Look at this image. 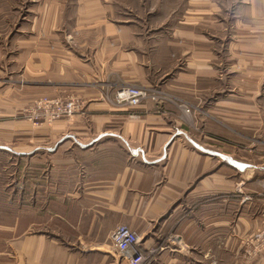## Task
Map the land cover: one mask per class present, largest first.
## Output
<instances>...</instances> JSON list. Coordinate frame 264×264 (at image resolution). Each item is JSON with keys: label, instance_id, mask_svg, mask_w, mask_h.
Returning <instances> with one entry per match:
<instances>
[{"label": "crops", "instance_id": "1", "mask_svg": "<svg viewBox=\"0 0 264 264\" xmlns=\"http://www.w3.org/2000/svg\"><path fill=\"white\" fill-rule=\"evenodd\" d=\"M183 1L178 18L118 11L125 0H37L19 28L3 24L0 81L29 84L0 90L4 114L44 97L83 103L69 120L5 126L20 137L5 150L37 163L21 202H0L6 264H129L111 242L121 225L139 234L146 264H243L238 243L255 233L264 240V157L224 149L221 127L201 115L182 120L169 104L131 109L106 100L121 82L161 83L220 121L264 131V0H240L249 10L232 12L229 32L219 0Z\"/></svg>", "mask_w": 264, "mask_h": 264}, {"label": "rangeland", "instance_id": "2", "mask_svg": "<svg viewBox=\"0 0 264 264\" xmlns=\"http://www.w3.org/2000/svg\"><path fill=\"white\" fill-rule=\"evenodd\" d=\"M33 1H35L33 3ZM126 6H128L127 9H124L125 5L124 3H119L118 11L128 12V10H132L133 12L140 13L142 10H160L163 14H170L173 12L174 16L178 15V18L183 14L182 10L186 3H184L183 0H145L144 3L141 2V0H125ZM163 1V2H162ZM219 3L221 6H223L222 11V18L221 21L224 23V25L227 26L223 31L229 32L231 29V21L232 16L235 10L244 12L245 10L248 11L249 9L247 7H240V0H219ZM140 5H143L144 7L141 8ZM37 6V0H0V30L5 31V26L3 24L11 22L12 26L16 29L19 28L27 18L29 19L32 14V11L35 10V7ZM121 7V8H120ZM259 11V10H258ZM136 14V13H135ZM177 18V19H178ZM143 21L145 18L143 17ZM165 20V19H164ZM163 21V19H159L158 22L160 23ZM222 50L219 51L220 57L219 61L222 63L220 69L222 71V86L221 90L223 94L229 93L227 90L231 89L230 81H229V66L225 67V65L229 64V51L226 47V42H222ZM238 72L242 71V68H237ZM11 80H8L9 83L6 84V80L0 81V90H4L5 87H10L13 90L21 91L25 87L29 86L28 82L21 76L10 78ZM234 83H231L232 89L234 87ZM237 85V84H236ZM252 85V84H250ZM123 86H137L140 88H152L151 91L152 96H155L158 100L157 104H169L174 106L176 109L180 111L181 119H184V116H193L195 114L201 115V117L207 119V120H214L217 122V124L221 127L222 131V147L224 149H233L237 150L239 153L240 158L246 157L247 154L252 155L253 160L255 162L261 163L262 158L264 157V131L262 130V126H254V128H249L245 124L239 123L238 125L231 124L229 121H225L226 119H223L222 121L214 118L212 114H209L207 111H204L199 104L195 105L191 103L190 101L180 97L177 94L176 90L172 89L169 86L162 85H147L142 86L138 84L133 83H125L121 82L120 85H116L115 88L112 90L113 93L118 91L120 87ZM237 86H241V83H238ZM264 90V89H263ZM259 94H264L262 92V89L260 88L259 84ZM211 93V92H210ZM214 93V92H213ZM212 93V94H213ZM198 94V93H196ZM3 94H0V145H3L0 149V202H4L7 195H9L10 199H14L15 202L19 201L21 202V195L22 190L27 192V187H32V183L29 185L27 184V181L25 179V175H27L28 170H37L36 166L37 163L34 161V164L28 163V161L22 159L17 156H13L11 153L7 152L5 150V145L9 144L11 146L12 144L20 143V137H13L11 134L8 135V131L6 132L5 126L6 124L13 122V121H27L31 122L35 127H38L42 125L43 123L52 124L55 122L50 121H31L28 117L30 115L28 113H24L25 110L34 108V103L38 100H35L34 102H30L26 105H22L19 107V110L17 113L13 115H6L4 114V107L5 104L2 103L4 99H2ZM4 98V97H3ZM44 98H51V97H44ZM51 99H60L63 101L67 100H76L75 98H62V97H54ZM258 103L261 107H264V97H260L257 99ZM81 102V101H80ZM76 116V115H75ZM74 116V117H75ZM67 120V119H66ZM69 120V119H68ZM245 122L242 119H239V122ZM232 136V138L230 137ZM13 140L10 142L9 140ZM33 169H32V168ZM30 168V169H29ZM8 223L5 222V220H0V251H5V231L4 226ZM261 230V229H260ZM255 237L249 239L248 243H238V250L240 251L239 255L241 258V262L244 264L247 261V258L250 262H254V264H264V240L262 239L260 233H255ZM258 235H260V238H258ZM11 257H5V255L0 256V264H6L11 262ZM12 261H14L12 259ZM223 264H231L232 261L229 259V257H225L223 259Z\"/></svg>", "mask_w": 264, "mask_h": 264}, {"label": "built area", "instance_id": "3", "mask_svg": "<svg viewBox=\"0 0 264 264\" xmlns=\"http://www.w3.org/2000/svg\"><path fill=\"white\" fill-rule=\"evenodd\" d=\"M152 88H140L137 86H123L113 96L106 93V100L117 107L135 109L144 102H157L151 94ZM34 108L26 109L24 113L30 115L31 121L58 122L74 118L82 112L83 103L79 100H67L42 98L34 103ZM113 249L121 256H125L129 264H146L149 252L143 250L140 236L128 226H118L111 234ZM152 253V252H150Z\"/></svg>", "mask_w": 264, "mask_h": 264}]
</instances>
